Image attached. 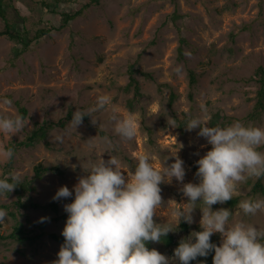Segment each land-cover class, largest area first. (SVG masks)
Here are the masks:
<instances>
[{"label":"rangeland","instance_id":"374dc122","mask_svg":"<svg viewBox=\"0 0 264 264\" xmlns=\"http://www.w3.org/2000/svg\"><path fill=\"white\" fill-rule=\"evenodd\" d=\"M87 1L5 0L6 16L17 30L31 35L48 23L58 25L59 11L79 9ZM47 2L54 3L57 11L47 8ZM82 10L65 27L32 41L21 52L17 40L0 35V117L21 116L19 107L24 106L27 114L22 117L29 120L16 135L0 132V179L17 172L20 183L27 186L0 195V205H4L0 209L7 213L0 221V234L9 233L17 224L32 233H42L35 241L0 239V264H52L58 259L64 242L49 234L61 233L66 224L67 217H61L68 216L64 205L74 200L73 186L78 178L87 175L81 165L87 170L101 152L105 161L115 156L134 171L139 154H153L154 165L159 168L174 162L170 152L178 149L186 171L183 183H199L196 161L212 146L197 135L199 128L186 130L188 121L199 118L210 126L213 114L218 112V120L228 125L239 121L264 127V110L257 118L249 116L258 89L251 77L259 65L264 66V0H99ZM3 26L0 17V30ZM177 66L181 68L179 73L175 71ZM134 69L153 75L150 79L135 73L140 87L137 95L133 85H127ZM190 70L197 78L192 85ZM170 89L177 94L171 105ZM101 95L111 97L121 117L140 115L134 140L121 141L115 134L109 119L111 108L94 114L95 125L89 117L76 130L69 127L71 119L67 117L94 106ZM36 120L56 122L47 131L48 144L39 140L20 145L9 163L3 155L8 144L22 140ZM173 121L176 127L169 125ZM57 134L64 136L63 143L54 142ZM38 163L58 165L62 173L36 177L34 166ZM124 175L127 178L126 172ZM254 180L237 185L240 198L235 205L217 203L212 210L228 208L232 211L230 222L250 223L264 230V212L247 216L237 207L241 200L264 198L251 191ZM61 186L73 190V195L53 200ZM182 186L175 179L160 185L164 204L153 217L156 223L175 225V210L187 202ZM17 200L37 202L39 206L18 207ZM196 206L194 222L188 224L190 230L171 232L177 241L201 230L196 227H200L199 207L203 204L198 202ZM212 236L219 245L220 234ZM177 246L166 247L160 241L150 242L148 248L168 256L171 264H179L174 257Z\"/></svg>","mask_w":264,"mask_h":264},{"label":"clouds","instance_id":"9594fccd","mask_svg":"<svg viewBox=\"0 0 264 264\" xmlns=\"http://www.w3.org/2000/svg\"><path fill=\"white\" fill-rule=\"evenodd\" d=\"M175 71L179 73L181 68L177 66ZM110 108L109 119L114 124L115 134L121 141L134 140L141 123L140 115L129 113L121 117L108 95L98 96L95 105L85 111L76 110L69 127L76 130L85 116L91 117L95 125L94 114ZM27 123L29 120L20 115L0 117V132L16 135ZM169 125L176 127L174 121ZM185 126L187 131L199 128L197 135L212 146L196 161L195 175L199 183H183L186 171L178 149L170 152V156L175 157L174 162L163 163L159 168L154 165L153 154L145 151L135 158L134 171L124 167L115 156L105 161L101 152L87 170L81 165L87 175L78 178L73 186L74 200L64 205L68 213L62 230L64 243L52 264H171L168 256L146 245L158 243L176 231L181 220L193 223V211L198 202L203 204L199 207L201 230L193 231L174 249L179 264H190L197 257H207L213 250V264H264V230L250 223L230 222L232 211L228 208L212 210L213 205L223 204L238 195V184L264 178V151L259 150L264 148V127L246 126L239 121L225 127H210L199 118L191 119ZM53 140L63 143L64 136L57 134ZM108 143L111 146V141ZM3 155L10 161L14 150L8 148ZM173 179L183 185L181 191L187 202L175 210V225L156 223L153 217L164 204L160 185L171 184ZM20 180L17 172L0 179V195L12 192ZM73 190L61 186L52 199L71 197ZM237 207L244 215L254 216L264 212V198L241 200ZM6 216V211L0 209V221ZM216 233L222 237L219 245L211 242Z\"/></svg>","mask_w":264,"mask_h":264},{"label":"trees","instance_id":"16d2710c","mask_svg":"<svg viewBox=\"0 0 264 264\" xmlns=\"http://www.w3.org/2000/svg\"><path fill=\"white\" fill-rule=\"evenodd\" d=\"M56 1V0H55ZM99 0H88L86 3L83 4V6L79 9L76 10H61L59 11V15H60V23L58 25H55L54 23H48L46 24V26H42L37 28L34 33H32L30 35V33L28 31H24L21 32L19 30L16 29V26L14 23L10 22L6 16V2L5 0H0V17H2L4 19V26L3 28L0 30V35H8L9 37H11L12 39L17 40V42L22 46L20 52L22 50H26L28 48V46L32 43V41H35L45 35H48L49 33H51L54 30H59L63 27H65L71 20H73L74 18H76L78 15H80L82 13V9L88 7L89 5L93 4V3H98ZM47 8L51 9L52 11H57L56 8L52 5H54V3H50L47 2V4H45ZM179 51H181V48L179 49ZM19 52V53H20ZM139 73V74H143L145 77L152 79L153 75L151 72L149 71H144V70H139V69H134L133 71H131L130 73V78L128 81V86L133 85V89H134V94L137 95L139 93V83H138V79L135 76V73ZM252 79H255L258 83V89H257V95H256V101L254 103V107L253 110L250 112L249 116L251 118H257L259 117V115L262 113V111L264 110V66L259 65L253 76L251 77ZM196 74L193 70H190V84H194L196 82ZM164 85L168 86V83H164ZM171 88V87H170ZM177 98V94L176 91H174L173 89H170V95H169V104L171 105ZM19 111L21 116H26L27 114V109L24 106H20L19 107ZM68 119H72V115L67 117ZM219 119V113L215 112L210 120V126L211 127H215V126H220V127H225L228 126V122L225 120H218ZM83 121L88 122L89 121V116H85L83 118ZM56 124V122L53 121H47V120H43V121H39L36 120L34 122V126L32 128V130L22 139L19 141H11L7 148H11L14 151L16 150V148L20 145H32L35 142L39 141V140H44L47 144H48V140H46V136H47V131L49 129H51L54 125ZM103 131H101L102 133ZM13 158V157H12ZM9 163H11V161H9ZM136 166V164H135ZM47 172H57V173H62V169L58 166V165H44L42 163H38L34 166V175L36 177H40L42 176L44 173ZM26 183H20L19 185H17L15 188L16 189H25V187H27L25 185ZM27 189V188H26ZM29 189V188H28ZM251 191L253 193H261L264 195V181L263 178L260 179H255L254 182L252 183L251 186ZM240 196L235 195L233 196L232 200L227 201L226 203L230 206L235 205L238 201H239ZM16 205L18 207H38L39 204L37 202H22L21 200H17L16 201ZM0 206H4V205H0ZM51 206L53 207V209H57V204L56 203H52ZM63 217H68L67 215L63 214L61 216ZM200 227H196V230H198ZM179 230L183 229V230H190V226L188 225L187 222L181 220L178 228ZM41 232L40 233H32L31 231H27L25 230L21 224H17L14 225L11 229V231L7 234H0V239H4V238H11V239H15V240H19V241H25V240H29V241H35L36 239L41 237ZM53 239L55 240H59L64 242V237L61 233H56V232H51L49 234ZM179 239H177L173 233H169L166 237L162 238V242L166 245V247H170V246H174V245H178L180 241H177ZM211 242L216 244V238L214 236L211 237ZM147 247L150 246V242L147 243L146 245ZM214 255V250L212 252L209 253V255L207 257H197L196 260H193L190 262V264H211V258Z\"/></svg>","mask_w":264,"mask_h":264}]
</instances>
